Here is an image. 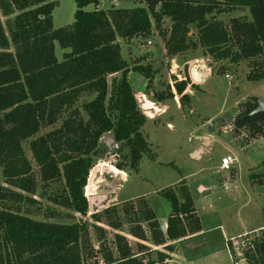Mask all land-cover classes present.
I'll return each mask as SVG.
<instances>
[{
    "label": "trees",
    "instance_id": "1",
    "mask_svg": "<svg viewBox=\"0 0 264 264\" xmlns=\"http://www.w3.org/2000/svg\"><path fill=\"white\" fill-rule=\"evenodd\" d=\"M74 3L72 24L54 28L55 2L0 0V167L5 184L0 185V264H83V226L32 220L10 205L22 199L20 193L10 188L26 194L35 189L22 142L42 127L55 126L82 96L92 99L82 103L79 110L70 111L60 127L30 143L40 180L62 179L68 189V206L85 215L89 203L83 191L102 136L110 134L115 143L126 145L129 167L137 169L147 148L140 132L145 116L130 87L131 71L116 39L130 42L149 38L154 28L165 38L167 56L202 47L216 61H250L246 79H264V63L259 60L264 58V0H144V7L108 11L97 9L99 0ZM88 6L94 9L85 10ZM237 9H246L250 18H232L228 25L216 18ZM10 16L6 34L1 17ZM164 19L170 22L168 38L162 29ZM189 27L197 31L196 42L187 38ZM56 45L67 51L61 62L55 55ZM117 73L120 77L115 79L116 89L110 94L108 78ZM185 84H178V93ZM239 106L234 129L242 131L250 141L263 137L264 113L252 115L257 100L252 98ZM80 111L86 114V121ZM159 195L169 202L171 209L165 232L152 209L142 202L144 220L153 243L172 253L171 243L199 233L200 221L189 195L182 202L171 188ZM131 209L133 206L119 213L111 208L105 213L109 227L119 229V221L111 218L119 214L137 224L136 213ZM129 234L139 241L145 240L140 228L131 229ZM112 245L113 249L106 244L98 248L103 264H167L169 260L164 252L142 246L133 252L126 238L119 234L114 236ZM246 258L252 264H264V240L255 244L254 252L246 254Z\"/></svg>",
    "mask_w": 264,
    "mask_h": 264
},
{
    "label": "rangeland",
    "instance_id": "2",
    "mask_svg": "<svg viewBox=\"0 0 264 264\" xmlns=\"http://www.w3.org/2000/svg\"><path fill=\"white\" fill-rule=\"evenodd\" d=\"M49 1L55 2L52 12L54 28L72 24L76 8L74 0ZM112 1L100 0V9L108 11L112 8L145 6L144 0H117L118 8V4L113 5ZM93 9V6H88L85 10ZM240 16L250 18L246 9L222 13L216 18L228 25L230 19ZM11 18L1 17L6 34ZM169 28V20L164 19L162 29L166 32V38L170 35ZM187 38L197 41L198 34L193 27H189ZM116 41L131 71L128 81L134 96L142 94L155 106L164 107L163 113L159 111L153 117L145 116L140 132L147 148L141 155L137 169L129 167L130 155L126 145L113 140L116 147L108 149L101 143L99 153L92 157L93 168L83 191L89 203L85 215L68 206V189L62 179L49 182L40 180L30 143L60 127L70 111L79 110L82 103L92 99L82 96L71 110L60 116L55 126L42 127L36 135L22 142L24 155L32 168L35 189L32 194H26L10 188L22 197L10 205L18 214L32 220L83 226V239L80 242L83 264H103L97 253L98 248L106 244L113 249L116 234L126 238L133 252L140 249L139 246L164 252L163 247L156 246L151 239L142 202L154 211L159 219L157 222L166 226L170 204L159 192L171 188L180 202L185 195L191 197L193 207L198 210L203 232L183 243L180 240L171 243L174 251L164 252L170 256L169 264L191 261L197 255H203L200 264H228L222 231L225 229L227 237H235L264 225V136L250 141L242 131L233 127L240 104L252 98L257 102L264 100V79H246L251 68L250 61H216L202 47L167 56L165 38L154 28L149 38H136L130 42L118 38ZM65 52L56 45L55 55L59 62L63 60ZM259 60L264 63V58ZM199 62L212 63L209 77L201 84L192 81L189 76L190 67ZM220 69L223 71L220 72ZM117 74L109 77L112 78L110 94L116 89L115 79L120 77ZM145 76H149V79ZM182 82L186 83L185 88L178 93L177 86ZM170 94L173 96L169 97ZM159 97L164 100H159ZM80 116L86 121L84 112L80 111ZM209 121L211 125H208ZM195 136L200 140H193ZM198 146L204 148V153L192 155ZM224 156L236 159L229 171L220 170V160ZM259 180L262 183H258ZM0 185L5 186L1 167ZM131 206L136 213L137 224L119 214L111 217L112 221H119V229L109 227L105 213L113 207L121 213L120 210ZM134 228H140L145 233L144 241L130 236L129 231Z\"/></svg>",
    "mask_w": 264,
    "mask_h": 264
},
{
    "label": "built area",
    "instance_id": "3",
    "mask_svg": "<svg viewBox=\"0 0 264 264\" xmlns=\"http://www.w3.org/2000/svg\"><path fill=\"white\" fill-rule=\"evenodd\" d=\"M211 125V122H208ZM193 140H200V137H194ZM188 141H191L189 139ZM236 162L231 156H224L220 160V168L222 171H229ZM90 197V196H89ZM264 240V225L248 233L235 237H225L223 246L228 256L230 264H248L246 254L254 252V245Z\"/></svg>",
    "mask_w": 264,
    "mask_h": 264
},
{
    "label": "water",
    "instance_id": "4",
    "mask_svg": "<svg viewBox=\"0 0 264 264\" xmlns=\"http://www.w3.org/2000/svg\"><path fill=\"white\" fill-rule=\"evenodd\" d=\"M212 67V63L206 62L202 63L199 62L196 65H192L189 70L190 79L196 83L202 82L204 79L208 77L209 68ZM120 74H117V76ZM115 77V76H114ZM112 78H108V85L109 90L111 87ZM137 102H139L140 109L142 110L144 116L146 117H153L160 111L159 106H155L153 103L149 102L142 94L135 96ZM264 113V100L258 102L257 108L252 112V115ZM100 143L107 144L108 148L116 147V144L113 142V138L110 134L104 135L100 139ZM199 151H196L194 155H198ZM92 200V199H91ZM160 229L162 232H165L166 226L164 223L160 224Z\"/></svg>",
    "mask_w": 264,
    "mask_h": 264
},
{
    "label": "crops",
    "instance_id": "5",
    "mask_svg": "<svg viewBox=\"0 0 264 264\" xmlns=\"http://www.w3.org/2000/svg\"><path fill=\"white\" fill-rule=\"evenodd\" d=\"M100 1V0H99ZM101 3V2H100ZM112 4L113 5H116V4H118V8H119V3H118V1L117 0H113L112 1ZM121 8H123V7H121ZM97 9H100V5H98L97 6ZM124 9H126V8H124ZM130 73L128 74V78L130 79ZM209 75H210V71H209V73H208V77H209ZM204 81V80H203ZM202 81V82H203ZM202 82H200V84L202 83ZM199 89V88H198ZM188 93H190V91H188ZM160 111L163 113L164 112V107H163V109L162 108H160ZM160 112V113H161ZM168 126L169 127H171V125L170 124H168ZM207 141H209V140H207ZM105 144V143H104ZM209 144H210V141H209ZM105 146L107 147V144H105ZM109 149V148H108ZM196 151H199L200 152V155H202L203 153H204V148L202 147V146H198V147H196L193 151H192V155H194V153L196 152ZM220 170H221V168H220ZM222 171V170H221ZM149 206V205H148ZM195 209V212H196V214H197V212H198V210L196 209V208H194ZM153 211V210H152ZM154 212V211H153ZM155 214V213H154ZM155 217H156V214H155ZM166 218H167V216H166ZM156 220L158 221L159 219H157L156 218ZM262 226V225H261ZM258 228V227H257ZM224 229V228H223ZM255 229V228H254ZM254 229H251V230H254ZM203 232V230H202V228H201V231L199 232V233H196V234H194V235H190V236H188V237H186V238H184V239H182V240H180L179 242H184V241H186V240H189V239H192V238H195V237H198L201 233ZM223 236H225V237H227L228 235L226 234V231H225V229L222 231V238H223ZM155 251H157V250H155ZM159 252H161V251H159ZM165 252V251H164ZM203 255H197V257H194L193 259H191V261H178V264H200V262H201V257H202ZM214 257H215V255H213ZM170 257V256H169ZM213 258V257H212ZM227 258H228V256H227ZM169 260H170V258H169ZM168 260V263L167 264H169V262H171V261H169ZM203 264V263H202ZM228 264H229V259H228Z\"/></svg>",
    "mask_w": 264,
    "mask_h": 264
},
{
    "label": "bare ground",
    "instance_id": "6",
    "mask_svg": "<svg viewBox=\"0 0 264 264\" xmlns=\"http://www.w3.org/2000/svg\"><path fill=\"white\" fill-rule=\"evenodd\" d=\"M94 189V188H93Z\"/></svg>",
    "mask_w": 264,
    "mask_h": 264
}]
</instances>
